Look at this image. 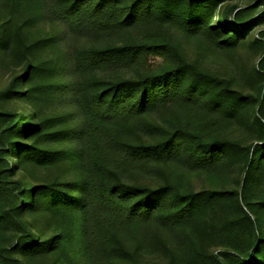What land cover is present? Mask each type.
<instances>
[{
  "label": "trees",
  "instance_id": "1",
  "mask_svg": "<svg viewBox=\"0 0 264 264\" xmlns=\"http://www.w3.org/2000/svg\"><path fill=\"white\" fill-rule=\"evenodd\" d=\"M0 264H264V0H0Z\"/></svg>",
  "mask_w": 264,
  "mask_h": 264
},
{
  "label": "rangeland",
  "instance_id": "2",
  "mask_svg": "<svg viewBox=\"0 0 264 264\" xmlns=\"http://www.w3.org/2000/svg\"><path fill=\"white\" fill-rule=\"evenodd\" d=\"M161 62H162V59L158 57H151L150 59V63L154 66L159 65Z\"/></svg>",
  "mask_w": 264,
  "mask_h": 264
}]
</instances>
